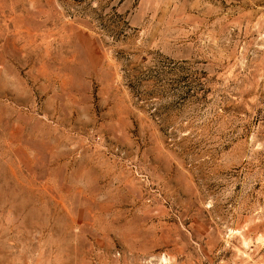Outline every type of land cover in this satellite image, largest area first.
Instances as JSON below:
<instances>
[{"label":"rangeland","instance_id":"1","mask_svg":"<svg viewBox=\"0 0 264 264\" xmlns=\"http://www.w3.org/2000/svg\"><path fill=\"white\" fill-rule=\"evenodd\" d=\"M0 264H264V0H0Z\"/></svg>","mask_w":264,"mask_h":264}]
</instances>
